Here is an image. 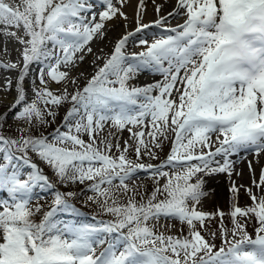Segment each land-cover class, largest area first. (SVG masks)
Here are the masks:
<instances>
[{
	"label": "snow or ice",
	"instance_id": "6c2138e0",
	"mask_svg": "<svg viewBox=\"0 0 264 264\" xmlns=\"http://www.w3.org/2000/svg\"><path fill=\"white\" fill-rule=\"evenodd\" d=\"M148 2L130 17L132 0H0V264H264V0H151L146 20ZM219 174L229 211L209 213Z\"/></svg>",
	"mask_w": 264,
	"mask_h": 264
},
{
	"label": "rangeland",
	"instance_id": "374dc122",
	"mask_svg": "<svg viewBox=\"0 0 264 264\" xmlns=\"http://www.w3.org/2000/svg\"><path fill=\"white\" fill-rule=\"evenodd\" d=\"M10 39V38H8ZM0 50H2L3 52H0V57L3 56L4 58H6V60L9 59V56L4 54V46L0 45ZM138 50V48L136 49ZM11 56L10 58L12 59L14 56V52L10 51ZM92 71V66L89 69H83L82 71ZM79 71V70H78ZM146 74V73H145ZM145 74L141 75L144 76ZM149 78H151L152 76H148ZM161 79V77L156 76L155 80H159ZM81 83H84L83 80H81ZM136 83V82H135ZM9 95H14V93H10ZM67 107V106H65ZM0 111H3V108H0ZM64 114V110L61 109V113L60 116L57 117V123L60 122L62 116ZM9 123H11V121H9ZM53 127H55V125H53ZM45 131H50V129H46ZM129 138V133L127 131L123 132L122 134V140H127ZM170 150V144L168 142H165L163 151H159L157 150L159 156L163 159L169 152ZM115 151V150H113ZM134 158V157H132ZM147 159V158H146ZM153 163H158L159 161H152ZM44 170L46 173H48L52 179L55 181V177L52 176V174L49 172V170L47 169L46 166H43ZM259 170H257L258 172ZM218 184L215 187H210V184H208L207 187V192L209 193L208 198L204 199L202 207L203 210L209 213H214L217 209L222 210L224 212H228L229 211V207H230V200L232 197V194L230 193V191L228 190V188H226V183L228 181H226L227 179H218ZM140 183H142L143 185H145L147 187V190L150 192L152 189V181L151 179H149L148 177L144 176L143 174H141L140 177ZM57 187L59 188L60 191L62 192H67V191H72L77 193V195L73 198H71V202L74 203L76 205V207H78L83 213H85V217L84 219L90 220L91 217L95 216L97 219H101V216H106L103 213H101L100 209L94 205L91 204L90 202H88L87 197L89 195H92L91 192H87L84 191L82 192L81 190L85 188V185L82 184H71L68 185L67 187L65 186H61L59 184H57ZM214 188V189H213ZM144 191V188H141V192ZM212 192V193H211ZM48 199H52V197L49 195L47 196L45 199H41L39 201V203L45 205L44 207L47 206V204H49V200ZM36 200L32 201V204L35 205L36 203H34ZM238 203L240 206H245L246 204H250L251 201L248 199V197L244 194L243 190H241L240 194H239V198H238ZM87 210H86V208ZM108 219L110 217L106 216ZM224 222L225 224H228L229 222V218L227 216H225L224 218ZM218 223V221H213L211 223V227L213 228V230H215L216 224ZM177 228H179V224L177 223ZM251 226H249V231H251ZM217 243L219 244V241H217Z\"/></svg>",
	"mask_w": 264,
	"mask_h": 264
},
{
	"label": "bare ground",
	"instance_id": "6f19581e",
	"mask_svg": "<svg viewBox=\"0 0 264 264\" xmlns=\"http://www.w3.org/2000/svg\"><path fill=\"white\" fill-rule=\"evenodd\" d=\"M134 4H135V0H132V3H130L124 9L128 13V15L130 17L133 14V5ZM147 11H148V14L146 16V20H148V19H154L155 18V14H154V11H153V7H152V4H151V0H149V2H148V10ZM166 11H167V9H166ZM182 20H183L182 17H176V18L171 19L170 20V23L174 26L176 23L182 22ZM109 23H110V25H113V27H112V30L108 34V39L109 40H114V38L117 35H119V34H121L123 32V23L124 22L122 20H113V21H111ZM151 31H154V29L151 30ZM151 31H149V34H151ZM0 43H1V40H0ZM98 47H103L105 49V51H108L110 49L111 45L108 43L107 40L104 41V42H98L97 41V42L93 43V48L94 49H96ZM130 48H131V45L129 46V51L131 50ZM0 52H3V51L0 50ZM91 60H92V57L89 56L87 58L85 64L81 67V69H79V71H82L83 69H89V68H91ZM14 74H15V71H13V72L10 73V75L12 77H15ZM73 74H75V73H73ZM151 81L152 80L149 79L148 77L139 78V80H138V82L139 83H142V84L149 83ZM0 95H3V94L0 93ZM11 97L12 96L9 95V100L5 102L6 104L8 102H10ZM249 159H251V158H249ZM237 170H242L244 172V177H243V179H241L239 177H233V179H235L237 181V183H240V184H248L250 181H249V175H248V170H247V164H246V162H242V163L238 164L237 165ZM257 170H259V169H257ZM257 175H258V172H257ZM218 179H227L226 181H228V182L225 185H226V188H228V190H229V188H230V181H229V178L227 177L226 174H219V175L215 176L214 178H211L209 180V183H208V184L211 183L210 184V187L212 188V187L217 186L218 181H219ZM257 192H258V190H257Z\"/></svg>",
	"mask_w": 264,
	"mask_h": 264
}]
</instances>
